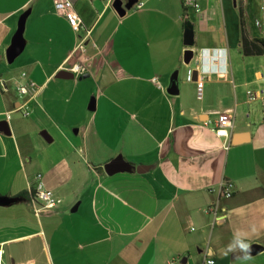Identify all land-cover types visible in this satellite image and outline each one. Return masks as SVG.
Here are the masks:
<instances>
[{
	"label": "crops",
	"instance_id": "crops-1",
	"mask_svg": "<svg viewBox=\"0 0 264 264\" xmlns=\"http://www.w3.org/2000/svg\"><path fill=\"white\" fill-rule=\"evenodd\" d=\"M141 2L119 17L107 0H72L84 29L74 32L52 0H0V198L14 199L0 205L2 264H264V122L261 100L246 99L264 95V56L239 52L244 0H196L192 17L180 0ZM187 21L194 57L184 64ZM19 29L22 51L8 63ZM229 110L225 149L212 127ZM114 159L125 169L107 175ZM38 176L62 203L36 215L16 197ZM222 181L234 192L212 225L206 209ZM237 231L252 247L247 262L227 252Z\"/></svg>",
	"mask_w": 264,
	"mask_h": 264
},
{
	"label": "built area",
	"instance_id": "built-area-1",
	"mask_svg": "<svg viewBox=\"0 0 264 264\" xmlns=\"http://www.w3.org/2000/svg\"><path fill=\"white\" fill-rule=\"evenodd\" d=\"M84 1V0H82ZM54 10L57 15L61 16L68 24V26L74 31L79 32L80 30H84L79 19L78 14L73 8L72 0H52ZM114 0H107L108 4H112ZM182 4L187 9H194L196 12L199 11V6L196 3V0H182ZM143 7V3L141 0H138L132 7L133 10H140ZM76 51H84L82 42H79L76 46ZM71 71L73 73H78L80 71V65L74 64L71 67ZM25 76V74H22ZM155 81V79H154ZM187 81H191V73H188ZM31 86H34L33 83H30ZM196 86V96L197 99H201L202 97V87H203V77L198 78L195 81ZM0 91H5V84L4 82L0 81ZM16 92L20 98H26L28 95V90L23 85H19L16 88ZM261 100L262 105V121L264 122V95L263 91L253 92L247 91L246 92V99L247 102H252L256 99ZM21 114L26 117L28 116V111L25 106V103L21 105L18 109ZM8 118V116H7ZM234 123V111L229 110L217 115L214 123H213V132L217 138L224 140V147L225 149L230 145L231 142V129ZM37 184L34 188H31L34 191V196L30 200L33 205V210L36 215H38L42 211H53L58 208L62 201L60 198L55 196L52 192L45 190L41 183L39 182V176L36 178ZM218 195V198L215 202L210 204L207 209L206 213L211 216L212 218V225L221 221L223 216L221 215V208L219 206V199H229L232 197L234 192V185L229 181H222L218 188L213 190ZM208 262V261H207ZM206 262V264H207ZM0 264L1 257H0Z\"/></svg>",
	"mask_w": 264,
	"mask_h": 264
},
{
	"label": "water",
	"instance_id": "water-1",
	"mask_svg": "<svg viewBox=\"0 0 264 264\" xmlns=\"http://www.w3.org/2000/svg\"><path fill=\"white\" fill-rule=\"evenodd\" d=\"M138 0H114L112 3V8L116 12V14L119 17H122L126 14V12L130 11L133 7V5ZM183 45L187 47L188 49L183 54V63L189 64L193 57L194 53L190 49L194 45V32H193V26L189 21L184 23V32H183ZM22 40H21V29H19L14 36L10 46L6 50V60L8 63H12L13 60L20 54L22 51ZM202 63V61H201ZM67 76V77H66ZM192 80L196 79L197 76V70L192 71L191 73ZM61 78H72L73 76L71 74H68L66 72L60 73ZM177 89L175 86V82H172L170 86L167 89V93L169 95H177ZM3 124H1L2 126ZM46 141L50 142V140H47V134L45 132H41L40 134ZM125 169L124 163L121 159H114L110 163L104 166V171L107 175H113L118 172H122ZM14 202V199H8V198H0V205L7 206Z\"/></svg>",
	"mask_w": 264,
	"mask_h": 264
},
{
	"label": "trees",
	"instance_id": "trees-1",
	"mask_svg": "<svg viewBox=\"0 0 264 264\" xmlns=\"http://www.w3.org/2000/svg\"><path fill=\"white\" fill-rule=\"evenodd\" d=\"M181 2L182 15L187 11ZM239 17V52L243 57H259L264 56V38L252 35L243 17L241 9L238 8ZM249 27V26H248ZM34 196V191L30 189L27 193H21L16 198H27L31 200Z\"/></svg>",
	"mask_w": 264,
	"mask_h": 264
},
{
	"label": "rangeland",
	"instance_id": "rangeland-1",
	"mask_svg": "<svg viewBox=\"0 0 264 264\" xmlns=\"http://www.w3.org/2000/svg\"><path fill=\"white\" fill-rule=\"evenodd\" d=\"M239 9H241L243 17H245L246 26L251 33L255 32L253 35L264 38V0H244ZM188 14L192 17L193 11L188 9ZM14 63L11 65L7 64V67L14 68L16 62Z\"/></svg>",
	"mask_w": 264,
	"mask_h": 264
},
{
	"label": "clouds",
	"instance_id": "clouds-1",
	"mask_svg": "<svg viewBox=\"0 0 264 264\" xmlns=\"http://www.w3.org/2000/svg\"><path fill=\"white\" fill-rule=\"evenodd\" d=\"M207 51V50H205ZM227 55L226 50H222ZM226 70V65H225ZM227 252L235 253V259L242 262H247L252 259V247L247 240V233L243 231H237L233 234V238L227 246ZM227 254V253H226ZM207 264H214V261L209 260Z\"/></svg>",
	"mask_w": 264,
	"mask_h": 264
},
{
	"label": "flooded vegetation",
	"instance_id": "flooded-vegetation-1",
	"mask_svg": "<svg viewBox=\"0 0 264 264\" xmlns=\"http://www.w3.org/2000/svg\"><path fill=\"white\" fill-rule=\"evenodd\" d=\"M239 8V7H238Z\"/></svg>",
	"mask_w": 264,
	"mask_h": 264
}]
</instances>
